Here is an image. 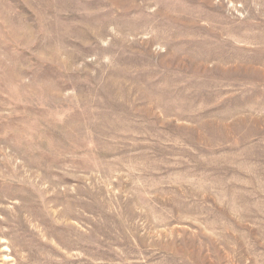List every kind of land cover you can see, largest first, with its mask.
I'll return each instance as SVG.
<instances>
[{"label":"rangeland","instance_id":"rangeland-1","mask_svg":"<svg viewBox=\"0 0 264 264\" xmlns=\"http://www.w3.org/2000/svg\"><path fill=\"white\" fill-rule=\"evenodd\" d=\"M0 264H264V0H0Z\"/></svg>","mask_w":264,"mask_h":264}]
</instances>
